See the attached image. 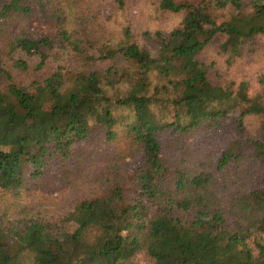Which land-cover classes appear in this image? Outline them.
I'll list each match as a JSON object with an SVG mask.
<instances>
[{"label":"trees","instance_id":"trees-1","mask_svg":"<svg viewBox=\"0 0 264 264\" xmlns=\"http://www.w3.org/2000/svg\"><path fill=\"white\" fill-rule=\"evenodd\" d=\"M157 1L153 57L91 0H0V264H264V74L202 58L252 51L264 0ZM58 187L61 217L9 205Z\"/></svg>","mask_w":264,"mask_h":264},{"label":"rangeland","instance_id":"rangeland-1","mask_svg":"<svg viewBox=\"0 0 264 264\" xmlns=\"http://www.w3.org/2000/svg\"><path fill=\"white\" fill-rule=\"evenodd\" d=\"M93 5L99 4L101 7L100 14L97 15L98 22H102L108 31H121L124 23L128 24L131 33L133 34L138 45L147 50L153 57H156L158 45L155 41V33L160 32L162 34H168L173 28L179 25L182 14L172 13L159 9L157 0H121V9L117 10L115 0H91ZM116 7V8H115ZM79 10H76L77 13ZM118 11L121 15L119 19L113 16L109 20H106V16L111 12ZM51 22H46L45 25H37L33 23L36 30L37 26L47 29ZM109 33V32H108ZM113 33L104 35L106 38L113 36ZM95 38V35H94ZM220 39L217 38L212 45L208 48V51L202 57L203 60L209 61L214 58L215 65L213 67V73L211 74V81L213 83H223L224 81L233 80L235 83L241 81L248 82L252 88L257 87L258 78L264 74V38L258 40L257 46H252V51H245L239 63L231 69H226L222 56H218V47ZM55 49V48H54ZM58 48L55 49L57 51ZM69 59L66 56H61L59 59L50 58L48 66L46 68L51 69L57 66V60L62 61ZM109 64L99 63L100 68H105ZM88 192V187L85 188ZM92 193V191H90ZM83 194L80 190L65 189L64 187H58L51 194L35 192L32 195L21 196V198L10 197L9 205L17 207L18 210L25 208L26 210L38 211L45 215L47 218L53 216H63L69 207L81 197ZM228 200V198H227ZM223 206L228 207L229 203H222ZM140 263L144 260L138 257Z\"/></svg>","mask_w":264,"mask_h":264}]
</instances>
